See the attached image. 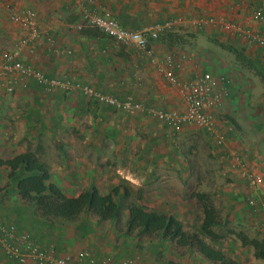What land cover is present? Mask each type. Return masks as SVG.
I'll use <instances>...</instances> for the list:
<instances>
[{"label": "crops", "instance_id": "1", "mask_svg": "<svg viewBox=\"0 0 264 264\" xmlns=\"http://www.w3.org/2000/svg\"><path fill=\"white\" fill-rule=\"evenodd\" d=\"M2 1L0 0V4ZM202 1L194 0L193 4L190 0H160V5H154V11L150 10L152 13L143 12L142 7H135L134 0H119L118 3L114 0H97L93 4L99 14L114 16L112 13H115L114 17L127 28L142 29L182 17L183 22L179 25L197 31L204 26L198 28L194 24L201 17L197 18L201 15L197 13V9L205 7ZM220 1L222 3L218 0L208 3L209 8L211 5L212 8L207 12L210 14L214 10L223 13L225 10L234 13V10L240 9L245 16L238 23L246 24L264 34V18L262 22H258L249 16L264 0ZM250 1L251 8L248 9ZM87 3V0L12 1L18 8L34 10L37 27L51 37L52 45L41 40L37 48V64L45 75L65 77L71 83L93 87L120 101L131 97L144 107L183 110L184 104L178 89L168 86L160 72L149 64L145 54L133 44L118 43L106 37H88L81 32L90 26L81 19L82 10ZM171 3H174L173 6ZM180 7H183V13L179 16ZM110 8H113V12ZM118 10L129 11L132 17L125 19L117 15ZM58 12L69 16L62 19L61 15L58 19ZM4 13L7 14L5 6L3 8L0 5V30L10 36L14 25ZM210 16L213 15L204 18ZM137 19L144 22L138 23ZM176 26L178 24L174 27ZM238 39L245 41L239 36ZM247 42L246 40L244 44ZM248 44L251 48V43ZM154 46L158 50L166 47L161 41L154 42ZM251 46L261 50L257 60L263 69L258 72L264 73V48L254 44ZM21 56L26 59L27 53L23 52ZM183 66L184 72L192 69L189 62H185ZM228 80L231 82L229 95L213 109V130L224 136L225 143L217 146L209 140L208 153L221 163L222 176L227 182L216 186L209 169L210 180L202 189L203 193L215 197L213 204L216 208V199L222 201L224 217L233 226L244 229L254 225L258 228V236L264 239V222L246 203L247 197L252 196L259 205H264V80L244 77L240 85H235L229 77ZM236 96H243L240 101L237 98L240 104L235 102ZM249 98L253 101H249ZM217 112L224 114V117L220 118ZM197 130L208 140L207 137L211 134L192 123L174 129L145 111L128 114L86 97L77 90L59 89L47 93L32 81L18 85L12 94L0 90L2 158H10L27 149L37 151L49 166L51 182L56 183L69 196H76L90 187H95L99 194H105L119 180L124 179L131 187L142 190V193L146 190L140 204L158 212L165 211L163 206H166L170 210L163 213L171 214L179 221L185 217L183 215L188 216L186 195L181 191L189 184L186 179L192 175L196 181L194 187L202 183V171L199 169L202 168L201 165L198 162L190 163L191 159L187 157L196 153V143L201 137L193 134ZM185 143L190 149L184 147ZM6 173L7 170L1 167V188L8 181ZM256 175L261 177L260 181L252 186L248 180ZM172 179L174 180L171 181ZM10 189L9 192L4 188L0 191V221L15 224L18 229L31 235L37 244L54 247L59 255H75L85 249L97 258L110 255L114 263L123 258L134 257L139 264H179L178 259L176 261L170 255L167 257L172 259L164 258L158 262L153 260L152 255L164 249L168 242L165 239L160 238L156 246L146 243L144 253H141L140 247L135 245L136 231L126 234L123 229L119 232L120 237L116 235L117 240L113 239L110 243L107 238L115 232L114 227L108 229L106 221L99 220L96 215L83 213L73 222L43 218L33 204L24 203L13 188ZM207 189L210 190L209 193ZM10 193L13 198L8 197ZM190 210L193 211L191 207ZM126 214L127 211H124V219ZM25 222L28 223L27 226L24 225ZM250 232L247 233L248 237L255 235ZM2 256L4 257L3 254ZM254 259L264 264V260ZM168 260H172V263ZM181 260V264H187L186 258ZM205 263L213 264L207 260Z\"/></svg>", "mask_w": 264, "mask_h": 264}, {"label": "built area", "instance_id": "2", "mask_svg": "<svg viewBox=\"0 0 264 264\" xmlns=\"http://www.w3.org/2000/svg\"><path fill=\"white\" fill-rule=\"evenodd\" d=\"M87 1L88 3L82 12L83 20L90 26L98 28L114 41L133 44L143 52L149 64L160 72L164 82L168 86L178 89L184 109L168 111L144 107L131 97L120 101L116 97L93 87L71 83L65 77L56 78L45 75L37 64V48L41 40L52 45L51 37L37 27L34 10L18 8L12 3L7 4L5 8L18 36L12 48L0 52V90L6 94H12L18 85H25L27 81H32L47 93L59 89L64 91L77 90L86 97L128 114L145 111L174 129H178L183 124L192 123L213 135L215 145H223L225 143L224 136L213 130L215 121L213 109L222 104L229 95L230 83L228 78L216 77L207 70L193 73L190 77L183 76L179 71L180 64L175 59L174 54L164 53L159 56V50L154 46V42H158L162 31L182 24V17L142 29H131L122 26L114 16L97 13L93 0ZM259 4V7H255L254 11L251 12L250 19L262 22L264 1ZM194 24L213 26L224 33L237 35L258 47L264 48V34L246 24L229 21L218 22L212 17L197 19ZM23 52L27 53L26 59L21 56ZM260 178L256 175L250 178L248 182L254 186L255 183L258 184ZM246 203L259 214L260 220L264 222V205H259L252 196L247 197ZM0 252L6 260H11L17 264H139L134 257L123 258L114 263L111 256L97 258L85 249L78 251L75 255H59L54 247H42L35 242L31 235L18 229L15 224L2 221H0Z\"/></svg>", "mask_w": 264, "mask_h": 264}, {"label": "rangeland", "instance_id": "3", "mask_svg": "<svg viewBox=\"0 0 264 264\" xmlns=\"http://www.w3.org/2000/svg\"><path fill=\"white\" fill-rule=\"evenodd\" d=\"M13 0H3L2 3L0 4L3 8L4 6H6L7 4H11ZM97 0H93V2L95 3ZM115 3H118L119 0H114ZM122 2V0H120ZM174 2V0H171ZM191 2L194 0H190ZM220 3H222L220 0H218ZM88 2V1H87ZM151 2H154V4L152 5ZM160 0H134V6L135 7H142V11L143 12H149L152 13L151 11H154V5H160ZM193 4H195V2H192ZM202 5H205V7L203 8H198L197 9V13L201 14L199 16H197V18H204L205 16L208 15H213L210 16L212 18L215 19V21L218 22H226L223 21L224 19H228L229 22H238L241 20V18H243L245 16V13L242 12L240 9H236L234 10V13H231V11H223V13H217V12H211L210 14L207 11H210L212 8H209L208 3H212V0H203ZM174 3H171L170 5L173 6ZM234 3L231 5L233 6ZM251 1H250V5L248 6V9L251 8ZM254 6V5H253ZM181 10L178 11L179 12V16L182 15L183 12H181L183 10V7H180ZM113 9V8H112ZM112 9L110 8L109 10L111 12ZM116 9V7H115ZM6 10V8H5ZM151 10V11H150ZM83 12V10H82ZM7 13V10H6ZM196 13V14H197ZM108 14V13H107ZM115 17V13H112ZM121 15V17L128 19L129 17H132V14H129V11H117V15ZM223 15V16H219V15ZM230 14V15H229ZM251 14V13H250ZM249 14V16H250ZM6 15L8 16V13L5 14L4 16L6 17ZM62 15V19H64L63 17L66 18V15L69 16V14H66L64 12L61 13H57V17L58 19L60 18V16ZM75 15V13L73 14ZM103 15V14H102ZM215 15V16H214ZM7 18V17H6ZM82 19V17H81ZM70 21V20H69ZM138 23H142L144 21L137 19ZM80 23H82L80 21ZM87 23V22H85ZM88 24V23H87ZM89 25V24H88ZM207 26V27H204ZM202 27L201 26H197L198 29L197 31L192 29V28H187V26H182L179 25L171 28V30L176 31V33H178L179 35V39L178 42H176L174 45L168 47H164V48H160L159 50V56H162L164 53H172L175 56V59L178 60L179 64H180V72L183 76L186 77H190L191 73H196L202 70H207L209 71L212 75L216 76V77H223V78H230L236 85L239 83L243 82L244 77L248 78V79H262L264 80V73H260L258 72L260 69L262 70L263 67L261 65V63L259 62V60H257V56L260 55L261 50L257 47H252V43L250 44L249 48V44L247 42V44L245 45L244 43H246L245 41H242L240 39H238L237 35H231L228 33H224L222 32L220 29L214 28L213 26L210 25H204ZM211 27V28H210ZM11 35L8 36L6 34L5 31H1L0 30V52L1 51H5L8 50L10 48H12L18 34L16 32V29L13 28L12 32L10 33ZM13 35V37H12ZM250 43V42H249ZM259 57V56H258ZM185 62H189L190 63V67L193 69H189V70H185L184 72V66L183 64ZM189 71V72H188ZM195 71V72H194ZM229 83L231 84V82L229 81ZM229 85V84H228ZM234 85L235 89L236 86ZM240 85V84H239ZM240 87V86H239ZM252 95H250L251 97ZM239 96H236V100L235 102L237 104H240V98L239 97V101L238 98ZM235 99V97H234ZM249 101H253L250 100ZM217 115L221 118H223L224 114H220L217 112ZM215 120V119H214ZM223 120V119H222ZM202 130H205L203 128H201ZM200 131L197 130L196 132H193L194 135H199L200 140H198V142L196 143V147H195V151L196 153L191 157V154L188 155L187 157H189L190 163H199L201 165L202 168H199L202 172L201 174V180L202 183H198L197 187H194L195 184V180L191 175V178H187L186 180L188 181V185H186L185 190H181L183 194L186 195V199L187 200V206H186V213L188 214V216L186 217V215L184 218H182V226L183 229L186 230L187 232H198L199 233V228H200V224L202 221V211L201 208L194 196V194L197 191H201L204 192V190L202 189L203 186H207L210 177H212V182H214V184H216V186H218V184L220 183H225L227 182L226 178L223 175V173L221 172V168H220V164L219 161H216L214 158L210 157L208 155V153H210V145L209 142L211 141L213 144L214 142V137L213 135H208V140H206L205 137H203L204 134L201 135V133H199ZM207 133V131L205 132ZM206 135V134H205ZM177 136V134H176ZM210 140V141H209ZM184 147H189L187 143H185ZM178 149H181L180 146H178ZM190 149V147H189ZM258 149V146H257ZM263 150V146H261V151L259 148V151L262 152ZM181 151V150H180ZM264 161V159H263ZM209 169L211 171L210 173V177H209ZM223 169V168H222ZM174 179H172L171 181H173ZM117 185H119L120 190L123 191L124 188L128 189V196L126 197V199L124 200V205L123 207L125 208V206L129 203H139L141 202L142 199H137L136 196L138 194V192L141 193V198L143 197V193H145V191H143L140 189H136L134 187H131L128 182L124 179H121L117 182ZM200 186V187H199ZM10 187H13V183L6 181L5 184H3L4 189L8 190V192L11 190ZM207 192L209 193L210 190L207 189ZM210 198V200L215 201V197L207 194ZM9 198H13V195L10 193ZM218 198H220V196H218ZM226 200V199H223ZM145 201V199L143 200ZM217 201V208L215 206V209L217 211L218 214V218L221 222L220 225H216L213 226L212 229L223 235V238H221L220 240L217 241H213V240H209V238H206L205 236H201L203 237L209 244H211L212 246L220 249L223 251V253L225 255H227L228 257H231L233 260H235L237 262V264H261L259 262H256L254 257L252 258V248L250 246H241L240 241L233 236L232 234H228L227 231L229 229H234L237 231H243L246 235H248L249 233H251L250 231H252V233L255 235H251L249 237L251 238H258V239H263L262 237H259L258 235V228L254 225H251V227L248 228H244L241 229L240 226H233L225 217H224V206H222V201ZM142 203V202H141ZM144 206H146L145 204H142ZM22 206V205H21ZM148 207V206H146ZM166 210L163 212H166L167 210H170V208L168 209L166 206H163ZM189 207H191L193 209V211L191 212V210L189 211ZM27 209V208H24ZM30 209H32V211L34 212V208L31 207ZM251 209V208H250ZM126 211V209H123L121 212V216L118 220L113 221V222H109L106 221L105 225H108V229L110 227H114L113 229L115 230V232H113V235H110L111 237L107 238V242L113 239H115V241L117 240V236L120 234L119 232L122 231L123 225H124V218H123V212ZM83 217V215H82ZM90 219H92V216L90 217ZM19 223L21 225H23V222L19 220ZM27 222H25L24 225L27 226ZM105 228V226H104ZM133 233V232H132ZM248 233V234H247ZM136 237V241L137 243L135 244L137 247H140L141 249V253H144V247H146V243L151 244L152 246H156V242H159L160 240V236L158 235H152V236H146L144 234H134ZM93 236V235H91ZM168 241V240H167ZM158 245V244H157ZM157 248V247H156ZM90 252V251H89ZM167 255L173 256L172 258H175L176 261L178 259L179 264H181V259L182 258H186V262L187 264H206L205 261L203 260L205 258L200 257L197 252L195 251H191L188 250L186 248H181V247H177L174 243L172 242H167L166 245L164 246L163 250H158L154 253L153 260L155 262L158 261H163L164 258H170L167 257ZM110 256V255H109ZM112 257V256H111ZM170 258V259H172ZM175 261V260H173ZM208 261V260H207ZM169 263H172V260H168ZM210 263V261H208ZM213 263V262H211ZM0 264H17L11 260H6L3 256L2 253L0 252ZM213 264H220V263H213Z\"/></svg>", "mask_w": 264, "mask_h": 264}, {"label": "trees", "instance_id": "4", "mask_svg": "<svg viewBox=\"0 0 264 264\" xmlns=\"http://www.w3.org/2000/svg\"><path fill=\"white\" fill-rule=\"evenodd\" d=\"M81 32L88 37L110 38L93 26ZM178 39V33L168 29L160 33L158 41L170 47L178 42ZM1 167L7 170V180L13 183L12 190L17 197L24 203L33 204L43 218L73 222L83 213H92L99 220L113 222L118 220L122 210L126 209L127 214L123 225L126 234L136 231L146 236L158 235L177 247L197 252L210 262L237 264L222 250L212 246L201 237L203 235L213 241L223 238L222 234L212 229L221 222L214 204L206 193L196 192L194 194L202 211L199 233L187 232L183 229L181 221L171 214L152 210L138 202L129 203L124 208V200L129 192L127 188L121 191L119 185L114 186L105 194H99L95 187H90L76 196L67 195L56 183L51 182L49 166L41 159L37 151L27 149L10 158L0 156ZM1 189L0 187V191ZM136 198L141 199L140 192ZM227 233L235 236L241 246H250L254 258L264 260V239L251 238L243 231L234 229H229Z\"/></svg>", "mask_w": 264, "mask_h": 264}, {"label": "bare ground", "instance_id": "5", "mask_svg": "<svg viewBox=\"0 0 264 264\" xmlns=\"http://www.w3.org/2000/svg\"><path fill=\"white\" fill-rule=\"evenodd\" d=\"M250 195V194H249Z\"/></svg>", "mask_w": 264, "mask_h": 264}]
</instances>
